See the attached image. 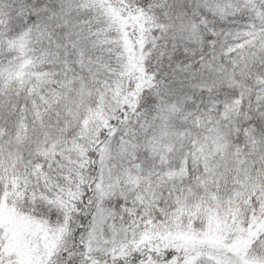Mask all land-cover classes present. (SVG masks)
<instances>
[{
	"label": "snow or ice",
	"instance_id": "obj_1",
	"mask_svg": "<svg viewBox=\"0 0 264 264\" xmlns=\"http://www.w3.org/2000/svg\"><path fill=\"white\" fill-rule=\"evenodd\" d=\"M0 264H264V0H0Z\"/></svg>",
	"mask_w": 264,
	"mask_h": 264
}]
</instances>
